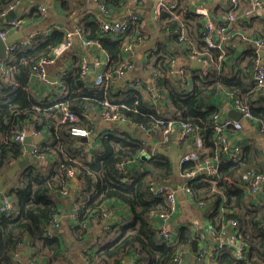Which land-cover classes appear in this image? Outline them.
Masks as SVG:
<instances>
[{
    "label": "clouds",
    "instance_id": "9594fccd",
    "mask_svg": "<svg viewBox=\"0 0 264 264\" xmlns=\"http://www.w3.org/2000/svg\"><path fill=\"white\" fill-rule=\"evenodd\" d=\"M58 0H15V3H11L0 11V45H2L9 52L13 49H23L25 47H35L40 42L44 41L48 47L45 49L43 55L45 58H51L49 63L53 61L59 64H64L79 48L87 49V45L82 43L83 35L89 36V44H92L97 49L99 60L95 57L89 56L88 59L95 61V68L91 74H88V79L92 81V89L94 90L93 102H103L108 111L104 113H94L90 108H84V101L81 99L84 93L89 90L76 84L71 88H65L64 94L71 95L75 99H69L62 105H57L63 113L65 120L69 122L64 124L63 120L53 121L57 126L58 135L60 137L55 148L51 150V158L56 161L53 167L57 170L56 183L61 186L62 198L71 200L73 205L69 206L67 210L71 211L72 219L79 223L78 217L81 216V209L85 200L90 195V188L92 184L99 180L102 184H112L119 180L120 174L125 172V169L120 166L105 167L103 162H97V169L93 170V156L87 154L84 149L87 147L91 149L95 147L98 151H102L101 145L95 143V138L102 134L105 130L114 131L116 135L122 136L123 140H131L133 135L137 140L134 143L142 149L137 155H149L153 157V160L158 159L155 155L156 152H164L165 155L171 157L172 160V175H169L167 168L157 169L153 168V177L157 183L155 186L145 184L141 189L144 195H156L157 190L166 189V194L172 197L180 196L186 191L183 188V182L186 179V175L180 171L181 165L185 160L195 159L200 153L211 152L210 148H203V136L194 135V144H184L179 142V136L175 139L163 134L164 120L163 117L167 116L171 118L173 115L178 116L179 113L175 109L165 110L163 105L159 103L161 99H167L166 93L175 85L178 87L183 86V82L191 74L192 60L189 59L193 53L196 52L199 46V41L207 38L209 44L214 43L215 36L219 35L224 37L222 29L216 27V19L207 20L208 31L204 36H200L198 31L193 29V25L189 22L183 21L181 13L180 17L173 14L172 21L161 22L156 16L147 14V9L153 7V4L149 3V0H141L139 7L135 9L136 15H139L144 23L137 26L136 31L140 32L138 39H133L131 35L125 36L124 29L126 24L117 20L115 27L113 28V34L119 33L124 37V47L128 48L127 58L120 60L117 59L116 66L109 68L107 71L103 70L105 61L108 60L110 55H116V53L105 52L100 48L99 44L95 43V38L92 33L84 32L82 23L77 26L75 21L91 12L93 8H101L104 11L100 3L92 2V0H69L66 11L57 13L55 7ZM177 0H157L155 8L157 10L164 8L167 10L176 4ZM215 3H221L222 8L227 7L228 4H239L240 11L231 12L224 18L229 20V28H236L242 30L245 38L248 34L246 26L241 25V18L247 19L254 13H259L256 17L255 23L264 26V0H247L246 3H240V0H212L211 3L202 5L211 9ZM34 6L36 11L32 12V16L39 15V21L35 22L30 17L24 19L8 18L10 9L16 10L20 15L27 12L29 7ZM183 5H181L182 7ZM127 7V6H125ZM134 22V21H133ZM151 24L152 31H149L147 27ZM105 26L104 22H101V30ZM60 27L65 32L62 42H57L55 39L58 37V33L52 32L50 37L48 33ZM182 33L181 40L189 48V53L180 54V58L184 59L187 67L180 69L177 67V61L175 57L168 56V46L175 45L177 42L173 40L172 34ZM14 34V35H13ZM240 40L239 37L236 38ZM131 45V47H129ZM237 48L242 47V44H236ZM261 47H264V43H261ZM207 60L204 66V71L201 72L202 80L215 79L218 73L216 69L218 67V61L213 58V55L208 52L207 48L201 49ZM63 53V56L60 55ZM160 56H165L166 59H158ZM147 57V63L145 58ZM199 59L197 55L195 57ZM2 63V62H0ZM135 64V69H133ZM211 66L212 73L205 75L208 67ZM255 73V78L260 81V91L264 94V65H262L259 59L255 62V67L249 70ZM113 72L116 73L115 77ZM227 72V69H225ZM104 77V79H102ZM249 79L252 77L249 76ZM243 80L244 77L241 76ZM197 85L203 90L205 87L209 91L213 89L222 90V86L217 84L205 85L200 81L196 82ZM121 89L120 94L113 96L112 92L114 87ZM132 88L139 87L141 93H143L144 99L138 98L136 92H127L128 86ZM249 85L241 83L239 88L234 89L233 95L237 97L236 107L239 108L240 113H243V117L239 113H228L232 119H225V113L227 112V106L222 108L219 113L214 114L213 118L209 120L199 121L204 128H215L217 131H222L224 124H234L233 129L234 139L243 140L247 137V143L250 146L251 152L244 153L242 148L235 146L231 141H228L226 137H221L225 141L226 147L229 148V154L233 159L239 160L241 157L245 159L244 170L248 171V178L251 179L253 175L259 173L256 177V183L253 186L254 191H260V185L264 183V119L259 121V128L257 129L248 121L251 119L249 115V94L241 91V89H248ZM164 94V95H161ZM149 99H152L156 105V114H149L145 112L146 108L151 107L147 103ZM109 101L115 102V106L110 104ZM79 107L80 111H83V115L86 119H81L78 115H73L70 109ZM36 113H40V109H34ZM18 111L14 109L7 116H0V197H2V206L0 211H12L18 210L16 199H9L4 194L8 189H16L26 187L31 183L33 176L35 175V169L30 165H36L37 168L41 164H48V161L44 159L43 155H37L38 143L33 142L31 151L25 149L29 145V141L24 139L25 135H33L32 123L38 122L36 117H33L30 122L25 125L21 121L20 127L23 131H20L17 125L13 121V117L18 115ZM129 117H131L129 119ZM98 120L105 121L100 124ZM8 121V123H4ZM187 130V125H184ZM78 128L85 131V135L89 137L87 146L80 142L75 135L72 134V129ZM195 133H199L202 129L193 128ZM127 133V135H123ZM44 133H35L38 138H43ZM183 135V133H181ZM153 136H159L160 140L158 144H152ZM100 138L104 141L114 139V137H108L100 135ZM56 139V135L53 136ZM51 142V141H50ZM169 144L175 146V153L169 152ZM113 147H117L113 144ZM218 147V145H217ZM184 148L189 155H184L180 152V149ZM148 149V151H143ZM259 150L261 155H255ZM127 152V149H122ZM127 159V156L124 157ZM219 160V157H217ZM64 161V164L60 162ZM212 161H208L205 165L210 175H217V179L221 174L216 173V168L212 166ZM203 168L198 167L197 172L203 171ZM193 174V173H188ZM127 178V177H126ZM225 179H228L225 177ZM179 181V185L176 191H173V182ZM167 182V183H165ZM213 185L210 192H205L206 197L215 198V195H224V191L215 188V180H211ZM67 184V189L63 188V185ZM199 198V197H198ZM250 198V197H249ZM130 203L135 208L137 201L130 199ZM245 204L241 207H246ZM204 205H201V211ZM195 211V210H193ZM200 215L199 212L196 213ZM191 213L185 211L181 214L180 218L173 221L172 228H175L176 224L186 223ZM99 217V212L96 216H89L88 220L93 222V226L87 229L88 236L87 241L81 238L85 232V228L81 227L77 231L71 232L65 236V249L68 248L69 240H72L73 249L81 252H87V249H100L101 245L105 243L110 236H116L120 232V225L127 223L123 219H119L118 223L113 226L112 221L104 219L103 223L99 227H96L95 221ZM66 219H62L59 223L62 225L57 234H63L67 231ZM117 220L118 218H112ZM202 217L201 225L202 227ZM241 219H245L243 216L238 219H232L230 223L237 225ZM56 223V220L51 221ZM200 227L196 228V236L192 233L185 232V244H180L179 241H171L168 239L167 234H164V239L167 241L170 252L166 256L160 257L158 264H216L214 253L217 249L213 248V244L216 243L215 229H209L208 233H201ZM31 235L21 236L19 233L12 235L5 240L2 248H0V264H34L35 255L49 256L50 264H77L76 260L72 259L70 255L65 258V253L60 252L59 256L54 255L57 251L55 248L45 253L43 247L44 237L48 235V232L44 231L43 226H32L31 222L28 225ZM52 231H56L53 229ZM131 236L135 238L137 243L134 245L138 251H149L151 245L160 242V236H153L147 225L143 222H137ZM229 235H231L229 233ZM193 239H202L205 241L206 247L202 246L199 254L190 252L189 246L192 244ZM248 239L249 248L244 247L243 240ZM123 243V242H121ZM230 244H233L234 251L231 252V264H264V241H254L251 235L241 239L239 244H235L232 240H229ZM179 247L180 253L173 255L171 250ZM250 252V256L246 253ZM111 251H97L95 254H87L78 256L80 264H111L109 257ZM116 257L112 256V260Z\"/></svg>",
    "mask_w": 264,
    "mask_h": 264
},
{
    "label": "trees",
    "instance_id": "16d2710c",
    "mask_svg": "<svg viewBox=\"0 0 264 264\" xmlns=\"http://www.w3.org/2000/svg\"><path fill=\"white\" fill-rule=\"evenodd\" d=\"M59 1L61 8L66 10L69 0ZM94 1L95 3L104 5L106 8H109L110 4H118V0ZM13 2L14 0H0V11H3L6 6ZM214 9H220L219 13H216L214 16L216 21H218L224 16L228 6L222 8L221 3H217ZM110 12L111 11H109L108 14L102 12V15L109 19L108 15ZM95 13L96 12H93L91 17L89 15L82 17L80 22L76 25L80 26L82 23L84 32L86 33L90 31L95 38V41L100 44V48L105 52L116 53V55L109 56L107 66L104 70L107 71L109 68H114L116 66L117 59H122V56L124 55L123 46L125 44V40L124 37L117 39L113 38V36L105 34V32L101 30L100 22L96 20L97 14L95 15ZM181 13H183L182 20L191 23L193 25V29L198 31L200 36H203L202 28L204 22L203 19L205 17L198 14L194 9L192 10L189 8V6L180 8L178 3H176L173 8L170 7L167 10L161 8L156 17L161 22H169L172 21L173 14L180 17ZM210 18L212 19V17ZM243 21L246 20L242 19L240 23ZM141 22L142 18L139 16V19L135 23H128L124 29L125 36L131 35L134 40L138 39L140 32L136 31V28L141 24ZM52 32L58 33V37L55 39L57 42H62L65 35L63 29H54ZM52 32L49 34L50 37L52 36ZM181 35L182 33L174 32L171 38L177 42L176 45L181 48V51L184 54H187L190 50L181 40ZM83 39L89 40V36L83 35ZM198 43L199 46L197 47L196 52L201 53L203 52L201 49L207 48L208 52L213 55L215 60H217V57L221 55V50L209 46L205 39L200 40ZM47 47V43L42 41L34 48L32 47L23 51L15 50L3 59L9 76L4 78L0 74V116H7L10 112L16 109L19 114L13 117V121L18 128L21 125V121H23V124L27 125L33 117H36L38 122H33L32 128L39 133L47 131L51 134L52 138L56 135V139H53L48 144L43 141L37 142L40 147L39 154L44 155V159L48 161V164H41L39 168H37L36 165H30V167L35 169V175L33 176L31 183L22 188H10L6 194H4L10 199H16L18 210L15 212L10 211L9 213L0 211V248L3 247L5 240L10 238L12 235L17 233L21 236L31 235L28 228L29 222H31L32 226H43L44 231L46 232L51 229V231L48 232V235L44 237L43 247L45 249V253L55 248L57 251L54 255L59 256L60 252H63L62 247L64 245V240L62 238V234H57L60 227L53 228L51 220L57 213L58 209V201L54 195L55 193L61 192L62 189L61 186L56 183L57 170L53 167V165L56 164V161L51 158V150L55 148L60 137L58 135L57 126L52 122L63 120V113L57 106H55V104L62 105L69 99H75V97L63 94L60 98L50 102L48 98H37L30 92L31 80L35 79L32 78L30 72L31 66L40 58L45 57L43 53ZM168 48L169 50L167 55L170 54V45ZM255 50L256 49L253 50L252 56H250L249 61L251 60V62H253L257 56ZM226 54H230V52L226 51ZM203 58H205L204 53ZM158 59H166V57L160 56ZM81 62V60H78L70 71L56 68L53 75H55L56 72L60 74L59 80L62 83L63 90L65 88H71L76 84L88 89L89 91L84 93L81 99L85 102L84 106L90 108L92 112L98 113L103 102L88 103L89 101H92L94 97L92 81L88 79V74H91V72L83 76L81 74ZM248 62L244 67L240 69H232L229 73L218 72L216 69L218 75L215 79L202 80L198 75L190 74L188 79L183 82L182 87L174 85L167 92L166 110H168L170 106L171 109H175L176 112L179 113L178 116L173 115L171 118L179 121H186L192 124L196 129H202L199 134L204 138L203 146H206L207 148L213 147V132L211 128H204L199 121L211 119L213 113L221 109L222 106L216 107L214 104V99L217 95L223 94L225 91L233 93L234 89L239 88L241 83L249 85L248 89H241V91L249 94L251 112L258 119V122L264 119V109L259 106L254 107L252 105L253 102L251 99L253 97V89L256 88V83L254 80L250 81L248 78L249 70L253 68V65L248 64ZM145 63H147V61ZM186 67L187 65L182 68L185 69ZM212 71L211 66H209L205 75L212 73ZM193 72H198V69L191 68V73ZM241 76L244 77L243 80L241 79ZM197 81H200L205 85L217 84L218 87L222 86V90L213 89L212 91H209L207 87L202 90L197 85ZM114 86L115 85H113V87ZM54 89L58 91L55 86ZM127 92H136L138 94V98L141 100L144 99V96L139 91L131 89ZM119 93L120 92L114 93L113 91L112 95L116 96ZM109 102L115 104L113 101ZM147 103L151 105V107L146 108L145 112L149 114H156L157 106L154 105L153 100L150 99ZM38 107H40V113H36L34 111V109H38ZM70 110L77 112L81 119H86L83 115V111L79 110V107H74ZM130 118L131 117H129V119ZM63 122L64 124H67L69 121ZM4 123H8V121H4ZM100 135L114 137V139L104 141L100 138ZM100 135L95 138V143L101 145L102 151H98L95 147L92 151V148L88 149L85 147L84 149L87 154L91 153L90 155L93 156V170H98L97 162L100 161L103 162L105 167H115L118 162L131 159H136L137 164L135 166H128L126 173H121L119 180L115 183L102 184L99 180L95 181L90 188V195L82 206V214L78 217L79 223L75 220L76 224L71 229L74 232L83 227L86 232L87 225L90 223L88 217L96 216L97 212H99V217H104L102 215L103 212L105 210H109L105 207V203L108 200L117 201L119 205L127 209L131 214L130 221L120 225V232L118 235L113 236V240L105 241V243L101 245L100 249H87L85 254H95L97 251H111V256L109 257L111 264H119L128 252L133 251L136 255V263L158 264L160 257L169 254L170 247L167 241H165L159 233V229L157 227V216L159 213L168 211L169 209L164 197H154L152 195L146 197L141 189L145 184H148L150 180L156 181L152 175L154 167L157 169L167 168L169 175H172V160L169 156L165 155L164 152H156L155 155L158 157L156 160H153L152 156L142 159L141 155H137V153L142 151V149L138 146V144L134 143V141L137 140L135 135L131 137V140L123 141L122 136L116 135L114 131L105 130ZM123 135H127V133H124ZM159 140V136H153L151 143L158 144ZM83 144L87 146V143L83 142ZM113 144L117 147H113ZM170 146L171 144L168 147L169 152H171L169 149ZM122 149H127V152L122 151ZM143 151H148V149H143ZM242 151L246 154L250 153V146L248 145L243 147ZM255 155H261L259 150L256 151ZM125 156H127V159L124 158ZM203 157L204 153H200L198 155L199 160ZM245 162V159L241 157L238 161H223L219 164L218 173H222L223 175H221L218 180H215V188L218 190L222 189L224 191V195L216 194L215 198L206 197L204 195L205 192H210L213 185L210 183L211 179L204 177L205 179L203 180H198V178H196L198 181L196 180L195 183L191 184L193 198L196 201H202L204 203V208H209L211 206V209L220 203L222 204V199H224L222 206L223 209H221L220 212L216 211V209L215 214L213 209L209 213L210 216L208 215L210 229L214 228L215 231H220L221 227L225 225L229 219H238L243 216L245 219H241L238 222V227L235 229L237 231V237L241 240L242 238L251 235L254 241H264V233L260 228L261 222L264 221V215H259V213H257L258 210H256V208H254L251 204V199L248 200L247 198L244 190L245 188L238 187L239 182L243 179V174L247 172L244 170ZM60 163L64 164V161H61ZM192 167L193 161L182 163L180 171L183 172L186 168L190 169ZM225 177L228 179H225ZM63 188H68V185L64 184ZM130 199L137 201V206L135 208L130 203ZM245 202L247 206L244 207L243 212H241V207L245 204ZM73 204L74 202L72 201V205ZM137 222H143L147 225L154 237L157 235L160 236V242H154L149 251H138L134 246L137 241L130 235V233L133 232ZM113 226H115L114 223ZM197 227L200 226L177 225L173 229L170 226V229L175 232L173 242L179 241L180 244H185V232H190L195 237ZM225 228L228 229L226 226ZM53 229L56 231H52ZM85 232L82 234L81 238L84 237ZM200 232L206 234L207 231L204 232L202 227H200ZM202 242L205 243L202 239H193L192 244L189 246V251L197 254L200 250V243ZM243 243L246 249L249 248L248 239H244ZM171 252L173 255H177V253H180V248L177 247L172 249ZM246 255L250 256V252L246 253ZM39 256L41 255H35L34 259L39 258ZM45 256L48 259V264H50L49 256L47 254H45ZM112 256H115L116 258L112 260ZM215 260L217 264H231L230 249L216 253Z\"/></svg>",
    "mask_w": 264,
    "mask_h": 264
},
{
    "label": "crops",
    "instance_id": "0c3cea01",
    "mask_svg": "<svg viewBox=\"0 0 264 264\" xmlns=\"http://www.w3.org/2000/svg\"><path fill=\"white\" fill-rule=\"evenodd\" d=\"M92 2H95V1L92 0ZM153 2H154V0H149V3L153 4ZM211 2H212L211 0L210 1H207V0H177V3H178L180 8L187 7V6H189V8H191L192 10L193 9L195 10L196 8H204L207 11L209 16H210L209 9L207 7H202V5H206V4L211 3ZM140 4H141V0H118V4H116V5L110 4L109 5V9L111 12L108 15V17H109V19L122 18L131 12H135V9L137 7H139ZM181 5H183V6L181 7ZM216 5H217V3H215L213 5V8L211 9L212 15L210 17H212V18L216 15V13L218 14L219 10H220V9H218V10L214 9L216 7ZM125 6H127V7H125ZM151 8L147 9V14L149 15V17H150ZM33 11H36L34 6L29 7L28 11L23 13V15H20L17 11H16V13L20 19H24L25 17H30L33 21L38 22L39 21V15L32 16L31 12H33ZM55 11L57 13H62L64 11H66V10L61 8L59 0H58L56 7H55ZM93 12H96L95 15L101 14V11L99 8H93L92 11L87 13L86 15H89L91 17V15H93ZM85 16H83V17H85ZM256 17L257 16H255L254 18H252L249 21L241 22V25L246 26L247 29L249 30L246 38H245L244 34H242V30H238L236 28H232L230 30L226 41H224V43L222 44L221 49H220L221 50L220 51L221 59L218 60V57H217V61L219 62L218 67H217L218 72L229 73L232 69H240V68L244 67L247 64V62L249 61L250 56H252L253 50L256 48L255 51H257V47L255 46V40L258 38H260V39L264 38V37H262V36H264V26L258 25L255 23ZM80 19L76 20L75 23L76 24L79 23ZM142 23H144L143 20H142L141 24ZM147 27L149 28V31L153 30L150 23L147 25ZM55 29H62V28L57 27ZM53 30H51L48 33V35L51 34V32ZM237 37L240 38L239 41H237V39H236ZM236 44H242L243 46L237 48L235 46ZM30 48H32V47H25L23 49H20L19 51H23V50L30 49ZM259 50H261V49H259ZM226 51H229L230 54H226ZM181 53H183V52L181 51V48L178 45H176V44L170 45V54H168V56H172V57L176 58L178 68H182V67L186 66L184 59L180 58ZM61 56H63V53L61 54ZM89 56L95 57L96 60H99V58H100L98 53H97V49L95 48L94 45L87 46L86 50L84 48H79L76 52L73 53V55L69 58V60L66 61L63 65L59 64L58 62H55L53 65L49 66V68H48L49 75L53 76V72L55 71L56 68L57 69L60 68L63 70L70 71L72 69L73 65L78 60H81L82 58H84L85 60L86 59L88 60V62L90 63V67H91L90 72H92V70L95 68V61L88 59ZM261 56L264 58V55H261ZM146 61H147V57L145 58V62ZM106 66H107V61H105L104 65H103V70H105ZM191 67H193V64H191ZM133 69H135V64H133ZM193 69H196V67H193ZM225 69H227V72H225ZM249 76L252 77L249 80L253 81L254 80L253 79V73L250 71H249ZM32 78H33V76H32ZM129 86L127 88L128 89L127 91H130L132 89L131 85H129ZM30 92L34 96H36L37 98H48L50 100V102L52 100H56V99L60 98L64 94L63 90L56 91V89H54V82L47 81V80L38 82L35 79L31 80ZM117 92H121V89L119 87L114 86V93H117ZM139 92L141 93L140 89H139ZM141 94L143 95V93H141ZM166 96H167V93H166ZM251 101L253 102L252 105L254 107L259 106V107H262L264 109V94L261 93L260 89H258V88L253 89V97H252ZM153 103H154V105H156L155 102H153ZM159 103L161 105H163L164 109L166 110L167 99H161L159 101ZM224 103H228L226 98H225V94H219L215 97L214 104L216 105V107H220V105L222 106ZM226 106H227V111H228L230 106L228 104H226L225 107ZM225 107H223V108H225ZM98 123L103 124V122L101 120H98ZM248 123L253 125L254 127H256L258 129V125L254 120H249ZM44 134L45 135L43 138H38L34 135L31 136L32 143L43 141L44 143L48 144V143H50V141L53 140V138L51 137V134L49 132L44 131ZM248 145L249 144L247 143V137H245L242 140V147H245ZM93 149H94V147L91 149V151ZM180 150L186 151L184 148H181ZM171 152H173V151H171ZM173 153H175V152H173ZM90 154L91 153H89V155ZM244 175H245V173L243 174V177H244ZM178 185H179V181L173 182V184H172V186H174V187H178ZM240 186H241V184L238 185L239 188H241ZM244 190H245V193L247 195L248 200L251 199V204L253 205L254 208H256V210H258L257 213H259V215H264V194L252 195L249 193V191L246 188ZM54 196L58 201V209H57V213H56L58 221L60 222L62 219L67 218L66 219L67 231H65L62 234V238L64 240V245H63L62 249H63V252L65 253V258H67V256L70 255L72 259L76 260L77 264H80V260L78 259V256L87 255V254H85V252L74 250L73 249V243L74 242L72 240H69L68 248L65 249V236H67L71 232H73V230L71 228L74 227L76 224V221L72 219L71 211L69 214H67L69 211L67 209L69 208V201L70 200H66V198H62L61 192L55 193ZM223 202H224V199H222V204L220 203L219 205H216L213 207L214 214H215L216 209H217L216 211H218V212H220L221 209H223L222 208ZM105 207L107 209L111 210L113 215H114V216L112 215L113 217L110 216L109 218H106V219L112 221V223H114V224L118 223L119 219H123L126 222L130 221L131 214L129 213V211L127 209H125L121 205H119V203L117 201L108 200L105 203ZM213 209H211V206H210L209 208L208 207L203 208V210L201 211V208L198 207L195 203H193L189 199V197L185 193H183L182 198L180 196H177L176 209L172 215L173 219L171 220L170 226H172L173 221L179 219L181 214L185 213V211L187 210L191 213L190 217L187 219V222L176 224L175 227L177 225L200 226L201 225V217H202L203 218L202 219V229L204 230V232H206L210 229L208 215L210 216L209 213ZM193 210H195V211H193ZM197 212H199L200 215H197L196 214ZM114 217L118 218V219L113 220L112 218H114ZM104 219H105V217H102V216L98 217L97 220L95 221L96 227H99L100 224L103 223ZM92 226H93V222L90 221V223H88V225H87V229L91 228ZM60 227H62V225H60ZM87 236H88V232L86 230L85 235L83 237V239H85V241H87ZM113 238H114L113 236H110L109 239H107L106 241L113 240ZM134 260H136V255L133 251H130L123 257V259L120 261L119 264H130V262H132ZM34 264H48V259L46 258L45 255H41V256H39V258L34 259ZM53 264H55V262H53Z\"/></svg>",
    "mask_w": 264,
    "mask_h": 264
},
{
    "label": "built area",
    "instance_id": "2783aa9c",
    "mask_svg": "<svg viewBox=\"0 0 264 264\" xmlns=\"http://www.w3.org/2000/svg\"><path fill=\"white\" fill-rule=\"evenodd\" d=\"M246 2H247V0H240V3H246ZM13 3H15V0H14ZM174 6H175V4H173V6L171 8H173ZM102 7H103L104 11H101V8H100L101 14L96 16V20H98L100 22V27H101V22L105 23V26L103 27L102 30L105 32V34L113 36V38L114 37L117 38V39L122 38V36L119 33L113 34V28L115 27V24H116L117 20L124 22L126 24V26H127L128 23H135L139 19V16L136 15L135 12H131V13L125 15L122 18L107 19V18H105L102 15V12L105 13V14H108L110 10H109V8H106L104 5H102ZM10 10H12V9H10ZM195 11L198 14L205 16V19H204V22H203V28H202V35L204 36L205 33L208 31V29L206 27V25H207L206 18H208V19H211V18L209 17L207 11L204 8H196ZM238 11H240L239 4H237V5L228 4V9L225 12L224 16L222 18H220L218 21H216V25H215L216 27H218V29H222L223 30L225 38H221L219 35H217V36H215L213 44H209L207 38H205V40L207 41L209 46L215 47L217 49H221L222 44L227 39L228 34H229L230 30L232 29V28L228 27V24L230 23V21L226 20L224 17L227 14L231 13V12H238ZM155 12H156V14H155V16H156L157 14H159L160 9L159 10L156 9ZM256 15H259V13H254L252 16H249L247 19L241 18L240 21H242V19L248 21L250 18H252V17H254ZM82 43L84 45H87V46H91L92 45V44H89V40H86V39H83ZM95 43L99 44L97 41H95ZM261 43H264L263 39L258 38V39L255 40V46L257 47V51H256L257 56H256V58L254 59L253 62H251V60L248 62V64L253 65V68L255 67V62H256L257 59H259L260 63L262 65H264V58L261 55L258 54V50L259 49H264V47H261ZM129 47H131V45H129ZM15 50L19 51L20 49H13L10 52L8 50H6L7 55L9 53L14 52ZM123 52H124V55L122 56L121 60L127 58V56H128V48L123 46ZM61 54L62 53H60V55ZM197 55L199 56V59L195 58ZM50 59H51L50 57L47 58V59L45 57H42L39 60H37L34 64H32L30 72H31V75L33 76V78H35L38 81H46V77L49 75V72H48L49 66L53 65L56 62V61H53L52 63H49L48 60H50ZM190 59L192 61L195 60L196 62H201L202 63V67L196 68V69H198V72L191 73V74L198 75L199 77H201V72L204 71V66L207 63V60L205 58H203V52H201V53H199V52L193 53L192 56H190ZM220 59H221V55L218 56V60H220ZM81 61H82L81 62V74L84 76V75H86V74H88L90 72V65H89L87 59L85 60L84 58H82ZM0 62H2V63H0V74L4 78H7L9 76V74L7 72V69H6L5 62L1 58H0ZM191 68H193V67H191ZM180 69H183V68H180ZM115 75H116V73L113 72V76L114 77H115ZM53 77H55L54 86L58 90H63L62 89L63 88L62 87V83L59 80L60 74L56 72L55 75H53ZM102 79H104V77H102ZM253 79H254V81L256 83V88L260 89L261 84H260V81L255 78V73H253ZM132 89L135 90V91H139L140 88L137 87L135 89L134 88H132ZM223 94H225V98H226L228 103H224L222 105L221 109L223 107H225L226 104H228L230 106L229 109L230 108L231 109H235L236 111L240 112L239 108L235 106L236 102H237V97H235L233 95V93L230 92V91H225V93H223ZM161 95H164V94H161ZM109 103L113 104L111 102H109ZM57 105L58 104H55V106H57ZM101 106L102 107H101V109H100V111L98 113H104V112L108 111V109L105 108L103 103H102ZM113 106H115V104H113ZM84 108L87 109L88 107L84 106ZM38 109H40V107H38ZM221 109L216 111V112H214L213 115L211 116V118H213L214 114L219 113L221 111ZM248 111H249V115L251 116L250 120H254L257 123L258 128H259L258 119L251 112L250 105H249ZM72 114L73 115H78V113L75 112V111H72ZM241 115L243 117L244 114L241 113ZM62 119H63V121H68V120L64 119L63 115H62ZM225 119H232V118L229 117L227 115V113H226L225 114ZM163 120H164V128H163V134L164 135L169 136V137H171L173 139H175L176 137L179 136L180 139H179L178 143L182 142L184 144H194L193 137H194V135L199 134V133H195L193 131V128H195V127L192 124H190V123H188L186 121H179V120H176V119H173V118H169V117H163ZM184 125L188 126L187 130L185 129V127H183ZM234 128H235L234 124H224V127H223L222 131H217L215 128H211L212 132H213V142H214L213 147L210 148V149H212V151L207 153L206 156L204 154V157L202 159H200V160L198 159V155H197V157L195 159H188V160H185L183 162V163H188L189 161H193V167L190 168V169L186 168L182 172V173H184L186 175V179L184 180L182 186H183V188L186 189V191L184 193L198 207H201V205H203L204 203L202 201L194 200L191 184L196 182V180H197L196 178H198V180H203V179H205L204 177H207V179L218 180L217 179V175H210L208 173L207 167L205 166L208 163V161H212L213 162L212 166H214L216 168V173L217 174H219L218 173V167H219V164L221 162H223V161H236L235 159H233L232 155L229 154V148L226 147L225 141L223 139H221V137H226L227 140L231 141L235 146H239V147L243 148L242 147V140H235L234 139V133H233V129ZM19 130L23 131V128L19 127ZM85 131L86 130L73 128L72 129V134L75 135L80 141L81 137H88L87 135L84 134ZM32 133L35 136V133H39V132L34 130V128H32ZM181 133H183V135H181ZM33 135H31V136H33ZM80 142L83 143V141H80ZM84 143H88V141L84 142ZM217 145H218V147H217ZM202 147L203 148H207L206 146H203V144H202ZM39 150H40V147L38 146L37 155H42V154H39ZM184 155H189V153L187 151H184ZM43 157H44V155H43ZM217 157H219V160H217ZM136 164H137V160L136 159H131V160L120 161V162L117 163V166L123 167L125 169L124 173H126L128 166H135ZM198 167L203 168L204 170L200 171V172H197L196 169ZM189 172L193 173V174H188ZM258 175H259V173H256V175H253L251 177V179H249L248 178V171H247L245 173L242 181H240L238 185L241 184L240 187L241 188H246L249 191V193L252 194V195L264 194V183H262L260 185V191H254V188H253V186L256 183V177ZM156 183L157 182L153 181V180H150L148 182V184L150 185L149 191H151V186H155ZM172 188H173L174 192L177 189V187H174V186H172ZM166 191H167L166 189L157 190V194L156 195H152V196H154V197H164L166 199V202H167L169 210L161 212V213L158 214V216H157L158 217V226L157 227H158L159 233H160V235L162 236L163 239H164V234H167L168 239L173 241L174 232L170 229V224H171V220H172V215H173V213H174V211L176 209L177 197H172L171 195L166 194ZM7 198H9V197H7ZM0 201H2V197L0 198ZM0 206H2V203H0ZM1 212L9 213L10 211H1ZM102 215L105 218H109L110 216L111 217L114 216L111 210H105ZM53 220H56V223H52L51 222L52 227L53 228H59L60 227V223L58 221V218H57L56 214L53 216V219L51 221H53ZM231 220L232 219H229L227 221V223L221 227L220 231H215L216 243L213 244L212 246H213L214 249H217V251L214 253V255L216 253L220 252V251H225L226 249H230L231 252L234 251L235 249L233 247V244H230L229 240H232L235 244H239L240 241H241L237 237V231L235 230L238 227V224L237 225H232L230 223ZM225 226L228 229H226ZM260 228H261L262 232L264 233V221L261 222ZM49 231H51V229H49L48 232ZM208 231L206 232V234L208 233ZM229 233L231 235H229ZM202 246L206 247V244L203 243V242L200 243V249H201ZM199 251L197 252V255L199 254ZM178 254L179 253H177V255ZM130 264H138V263H136L135 260H134V261L130 262Z\"/></svg>",
    "mask_w": 264,
    "mask_h": 264
},
{
    "label": "water",
    "instance_id": "95a60500",
    "mask_svg": "<svg viewBox=\"0 0 264 264\" xmlns=\"http://www.w3.org/2000/svg\"><path fill=\"white\" fill-rule=\"evenodd\" d=\"M156 2H157V0H154V2H153V7L151 8V11H150V17H151V16H155V14H156V12H155L156 8H155V6H154ZM13 17H14V18H19L18 15H17V13H16V10H13V9H12V10H10V12L8 13V18H9V19H12ZM258 54H259V55H264V49L259 50V51H258ZM6 56H7L6 49H5L2 45H0V58H1V59H4V58H6ZM192 64H193V67H196V68H200V67H202V63H201V62H196L195 60L192 61ZM46 80H47V81H52V82H54V81H55V77L48 75V76L46 77ZM228 113H230V115H232V113H239V115L242 117L241 113L238 112V111H236L235 109H231V108L228 109V111H227V115H228ZM228 116H229V115H228ZM229 117H230V116H229ZM231 118H232V117H231ZM102 122L105 123V121H102ZM24 139H25L26 141H29V145H28V147H27L25 150H26V151H31V150H32V147H31V145H32V138H31V136L26 135ZM88 140H89V137H81V138H80V141H83V142H87ZM169 149H170L171 151H173V152L176 151L174 145H171ZM180 152L184 154V151H181V150H180ZM148 157H149L148 155H141V158H142V159H146V158H148ZM71 205H72V201L70 200V201H69V206H71ZM69 213H70V211H68L67 214H69Z\"/></svg>",
    "mask_w": 264,
    "mask_h": 264
}]
</instances>
